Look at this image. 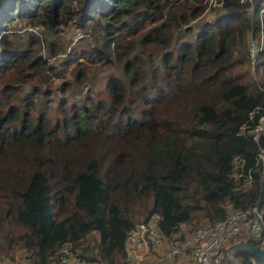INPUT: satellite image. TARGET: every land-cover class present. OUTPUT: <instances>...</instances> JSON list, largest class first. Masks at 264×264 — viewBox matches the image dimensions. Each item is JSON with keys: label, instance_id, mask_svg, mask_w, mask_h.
Listing matches in <instances>:
<instances>
[{"label": "trees", "instance_id": "16d2710c", "mask_svg": "<svg viewBox=\"0 0 264 264\" xmlns=\"http://www.w3.org/2000/svg\"><path fill=\"white\" fill-rule=\"evenodd\" d=\"M219 1L0 0V256L47 264L69 244L125 264L129 230L152 211L183 238L264 202V45L261 80L250 54L264 0ZM66 26L89 34L67 48ZM239 240L260 245L242 232L222 251Z\"/></svg>", "mask_w": 264, "mask_h": 264}, {"label": "built area", "instance_id": "2783aa9c", "mask_svg": "<svg viewBox=\"0 0 264 264\" xmlns=\"http://www.w3.org/2000/svg\"><path fill=\"white\" fill-rule=\"evenodd\" d=\"M209 5L220 7L221 1L209 0ZM259 14L260 17L263 16L264 4ZM34 28L40 29V25ZM88 34L82 29H77L74 33L76 40ZM263 45L264 32L261 31L260 40H250L253 61L257 59L258 51ZM253 130L255 138L259 139L264 132V114ZM257 160L264 161V146L259 147ZM241 166L242 170L238 171ZM234 167L235 175H244L241 186L246 187L252 174L243 171L244 166L239 155L234 157ZM161 218V212L152 211L146 219L133 224L125 241V264H226L223 256L225 250L222 251V247L242 232L258 239L264 247V202L231 207L224 217L213 223L197 226L191 234L183 238L167 235L160 226ZM30 255V252H23L21 256L3 255L0 257V264H27ZM227 255L231 256V253ZM47 264L98 263L83 256L78 248L64 244L58 248L55 258ZM251 264H264V261L253 256Z\"/></svg>", "mask_w": 264, "mask_h": 264}, {"label": "rangeland", "instance_id": "374dc122", "mask_svg": "<svg viewBox=\"0 0 264 264\" xmlns=\"http://www.w3.org/2000/svg\"><path fill=\"white\" fill-rule=\"evenodd\" d=\"M216 7H218V6H216ZM208 14L209 13L207 12L203 17H200L197 20V23L198 24L201 23L204 20V18L206 16H208ZM75 31L76 30L71 29V26H66V28H63L62 27V29H61V33L64 34L63 37L69 41V44H68L67 48L68 47L70 48V46L74 45V43H76V42L79 41V39H77V40L75 39V35H74ZM195 37H196V31H194V32H192L191 34L188 35V38L189 39H195ZM43 52L45 53V50H43ZM65 53H66L65 49H62L61 51L58 52L57 55H49V59H50V61L57 60L58 58L63 57V55ZM256 60H254V61L251 60V63H252V67H251L252 68V73H253L254 76L257 77L258 80H261L262 77H263V75H262L261 72L257 71V69L255 68ZM138 221H140V220H138ZM138 221H136V222H138ZM183 229H185V231L188 229V225L186 223L183 225ZM96 235H97V233L94 232L93 236H96ZM21 250H22L21 248H17L16 251H15V253H12V254H8L7 253V254H3V255H9V256H16L17 255V256H21L23 254ZM226 262H227V257H226Z\"/></svg>", "mask_w": 264, "mask_h": 264}, {"label": "water", "instance_id": "95a60500", "mask_svg": "<svg viewBox=\"0 0 264 264\" xmlns=\"http://www.w3.org/2000/svg\"><path fill=\"white\" fill-rule=\"evenodd\" d=\"M234 248H244L250 250L251 252L254 253V256H256L259 260L264 261V247L246 240L236 241L232 243L229 247H227L223 254L224 259L226 255Z\"/></svg>", "mask_w": 264, "mask_h": 264}, {"label": "crops", "instance_id": "0c3cea01", "mask_svg": "<svg viewBox=\"0 0 264 264\" xmlns=\"http://www.w3.org/2000/svg\"><path fill=\"white\" fill-rule=\"evenodd\" d=\"M231 245V244H230ZM230 245H228L227 247H229ZM226 259V258H225Z\"/></svg>", "mask_w": 264, "mask_h": 264}]
</instances>
